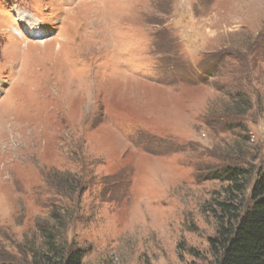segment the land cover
I'll return each mask as SVG.
<instances>
[{"label":"rangeland","instance_id":"1","mask_svg":"<svg viewBox=\"0 0 264 264\" xmlns=\"http://www.w3.org/2000/svg\"><path fill=\"white\" fill-rule=\"evenodd\" d=\"M235 157H264V0H0V264L47 232L81 264H206Z\"/></svg>","mask_w":264,"mask_h":264},{"label":"trees","instance_id":"2","mask_svg":"<svg viewBox=\"0 0 264 264\" xmlns=\"http://www.w3.org/2000/svg\"><path fill=\"white\" fill-rule=\"evenodd\" d=\"M225 57L226 53L212 55L209 70L199 82L216 77ZM238 109L234 113L240 115L242 109ZM234 123L226 126L241 130L240 122ZM238 160L235 157L232 164L215 167L206 175L207 179L225 183L220 198L212 199L207 208L216 219V229L209 239L212 259L206 264H264V157L255 171ZM59 186L78 198L86 185L82 177H73L65 178ZM42 237L46 257L43 264H81L79 249L62 250L52 232Z\"/></svg>","mask_w":264,"mask_h":264},{"label":"bare ground","instance_id":"3","mask_svg":"<svg viewBox=\"0 0 264 264\" xmlns=\"http://www.w3.org/2000/svg\"><path fill=\"white\" fill-rule=\"evenodd\" d=\"M29 32H31V31H29ZM38 34V33H37ZM39 35V34H38ZM43 35V34H42Z\"/></svg>","mask_w":264,"mask_h":264}]
</instances>
